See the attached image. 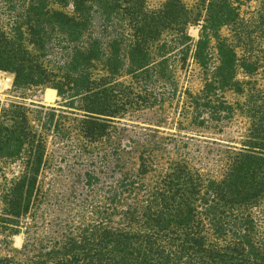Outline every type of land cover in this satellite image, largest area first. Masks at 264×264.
Segmentation results:
<instances>
[{
	"label": "trees",
	"instance_id": "trees-1",
	"mask_svg": "<svg viewBox=\"0 0 264 264\" xmlns=\"http://www.w3.org/2000/svg\"><path fill=\"white\" fill-rule=\"evenodd\" d=\"M195 1L193 15L181 0L154 10L145 0H0V71L13 75L15 90L46 87L47 102L58 96L82 114L80 137L100 144L112 120L149 103V86L171 80L167 55L177 51L182 63L191 55L204 74L199 94L188 95L193 125L222 128L234 116L225 94L245 91L239 74L251 79L261 71L264 79V0H257L255 20L240 12L251 0ZM191 26L199 27L197 39ZM253 33L263 48L254 49ZM243 111L245 138L228 152L218 179L179 162L151 186L133 177L109 184L100 175L103 194L111 193L97 220H49L38 178L44 133L59 130L55 115L35 127L26 107L1 108L0 167L18 161L20 171L0 196V235L22 231L24 238L0 264H264V236L251 213L264 201V88L251 84ZM150 158H139V176L154 170ZM85 177L88 187L99 179Z\"/></svg>",
	"mask_w": 264,
	"mask_h": 264
},
{
	"label": "rangeland",
	"instance_id": "rangeland-1",
	"mask_svg": "<svg viewBox=\"0 0 264 264\" xmlns=\"http://www.w3.org/2000/svg\"><path fill=\"white\" fill-rule=\"evenodd\" d=\"M165 1L145 0V7L154 10ZM181 1L194 15L196 1ZM53 8L61 10L57 6ZM258 8L259 1L251 0L243 2L240 12L242 17H254L255 20L254 13ZM198 31L199 27L196 26L188 29L193 39H197ZM221 34L231 36L227 29H222ZM252 45L255 50L263 48L258 33H253ZM210 55L211 63L215 65L217 55L213 47ZM167 56L171 58V80H162L149 86V103L127 116L112 120L110 135L100 144H90L80 137L77 125L82 114L63 107L58 96L54 102H47L44 95L46 87L15 90L12 86L13 75L0 71V109H7L11 105L26 107L29 110V120L35 127L38 126V119L46 120L49 113H54V122L59 126L57 132H53L51 127L52 131L44 133L46 154L38 178L43 195L42 204L49 220H77V217L97 220L98 208L111 193L103 194L101 181L104 177L100 175H105L104 179L109 184L123 177H133L151 186L159 174L176 162L186 164L205 178L218 179L223 174L228 152L241 148L248 129L249 121L243 107L248 99L250 86L254 83L256 88H264L261 71L251 79L239 74L238 79L247 82L243 94H225L234 109V116L229 122L222 128H198L192 123L193 114L187 101L189 94L197 95L202 90L203 71L191 55L184 63L177 51L170 52ZM119 81L127 83L129 78L122 76ZM146 154H150L154 170L139 176V158ZM19 171L18 161L0 167V196L6 183L15 178ZM87 174L97 176L98 182L94 183V180V184L88 187L85 182ZM109 184H105V187L110 186ZM1 208L0 202V213ZM251 213L264 236V201L253 207ZM5 236L6 234L0 235V256H14L12 250H19L23 245V233L21 231L10 238Z\"/></svg>",
	"mask_w": 264,
	"mask_h": 264
}]
</instances>
